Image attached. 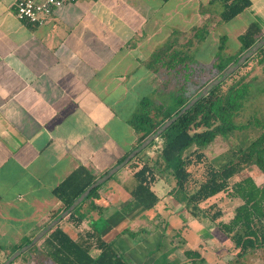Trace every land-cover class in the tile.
I'll list each match as a JSON object with an SVG mask.
<instances>
[{"label": "crops", "instance_id": "1", "mask_svg": "<svg viewBox=\"0 0 264 264\" xmlns=\"http://www.w3.org/2000/svg\"><path fill=\"white\" fill-rule=\"evenodd\" d=\"M16 1L0 0V237L15 231L19 243L32 239L64 211L53 190L73 171L83 167L97 179L131 151L137 135L130 117L142 98L154 99L155 90L167 94L150 68L159 66L151 61L152 54L169 45L186 51L191 48L187 41L194 39L190 35L200 31L206 17L224 21L219 0H78L34 25L15 16ZM252 6L264 8V0H250L249 7L226 22L246 16L237 40L252 21L264 33L260 18L245 15ZM221 37L212 33L199 38L202 43L196 39L193 50ZM258 82L254 88L264 87V76ZM260 101L259 112L264 111V97ZM247 131L231 134L236 142L220 147L213 161L225 162ZM136 163L133 172L141 160ZM125 174L107 180L59 227L81 240L94 224L105 223L102 233L118 231L110 235V244L131 264H156L166 255V264H185L182 252L188 248L198 250L204 264H236L243 255L249 257L242 264H264V246L240 252L209 219L199 221L165 197L170 176L160 178L165 184L158 195L162 201L152 210L138 211L128 193L134 183L127 184ZM246 175L258 186L264 183V175L254 167L234 180ZM208 202L223 221L242 203L224 194ZM77 215L83 217L79 224ZM148 224L153 225L149 233L128 234Z\"/></svg>", "mask_w": 264, "mask_h": 264}, {"label": "trees", "instance_id": "2", "mask_svg": "<svg viewBox=\"0 0 264 264\" xmlns=\"http://www.w3.org/2000/svg\"><path fill=\"white\" fill-rule=\"evenodd\" d=\"M219 1L222 4L220 20L224 22L231 20L250 6V0ZM263 35L261 25L257 21L250 22L246 30L238 37V52L228 59L223 57L213 67L216 77ZM223 46L222 42L219 47L223 48ZM185 52L173 49L172 45L164 46L151 57V61L157 60L159 66L150 68L154 72L158 69L166 70L165 72L172 69V74L175 75H178L182 69L181 71L186 74L184 78L187 83L190 78L187 70L190 69L180 67L185 63L186 56L183 55ZM253 58L257 59L259 64L264 63V45L233 74L182 114L159 135L157 140L151 142L147 147L155 142L158 143L152 155L144 152L146 147L126 164L129 167H136L138 165L136 161L141 160V164L133 172L135 183L128 190L129 195L134 198L138 211L152 210L160 200L162 201V198L153 191L152 186L162 178L163 172H167L173 179V185L165 197L181 205L188 215L197 220L209 219L220 232L238 246L240 252L264 246V183L260 186L256 185L250 175L234 180L235 176L251 167L264 175V118L254 114L246 121H235V117L240 115L239 110L244 104L246 105L250 85L244 77L230 84L226 83ZM176 65L179 67H175ZM189 72L191 73V70ZM257 90L259 95H264V87H258ZM194 95L188 94L184 84L176 87L172 108H166L162 103L154 102L149 97L142 98L138 111L129 119L137 135L131 150L186 105ZM252 127L259 130L258 134L251 140L243 139L242 145L228 153V159L223 163H215L203 150L206 145L215 140L217 135L230 136L236 130ZM95 179L96 177L90 171L78 167L57 185L53 192L63 203V210ZM104 183L93 188L70 212L68 218L74 217L88 199L96 196L99 187ZM218 194L242 201L234 209L233 216L228 221L219 220L220 211H214L213 203L208 202ZM155 216L159 215L155 214ZM76 219V224H79L83 217L77 215ZM162 226H165L164 221ZM93 227L94 230L88 232L85 238L76 240L70 233L60 228L58 223L39 240V243L36 242L15 259L22 257L28 259L31 256L28 260L33 258L34 264H131L110 244V235L117 236L118 231L108 233L109 235L103 234L105 223L100 226L94 224ZM139 232L149 233L148 230L139 228L128 231V234L134 237ZM30 240L25 239L22 244L15 247L13 252ZM34 249L35 255L32 252ZM11 254L6 255L5 259ZM182 255L185 263H205L203 255L196 249H185ZM15 259L12 263L16 261Z\"/></svg>", "mask_w": 264, "mask_h": 264}, {"label": "rangeland", "instance_id": "3", "mask_svg": "<svg viewBox=\"0 0 264 264\" xmlns=\"http://www.w3.org/2000/svg\"><path fill=\"white\" fill-rule=\"evenodd\" d=\"M205 11L207 9L205 8ZM245 15L251 16V18H260L261 24H264V8H257V7H250L245 11ZM241 19L234 20L231 23H226V22H221L220 24L218 23V18H211L206 17L204 23L200 26V31L197 33L191 34L190 38L193 37L194 39L187 41V46L191 47L186 49V52L183 54L186 56L185 58V63H183L180 67H189L188 69L191 70V73L189 72L190 70H187L188 73L190 74V78L188 79V82L186 83V80L184 76L183 71H179L178 75H175L174 73L172 74V69L166 70L163 69H158V71H155L157 75L156 82L158 83V86H162L167 91V94H160L158 90H155V93L152 95L153 96V101L154 102H160L159 104L162 103V105L166 108H172L173 106V97H174V90L178 86H182L184 84L186 90L188 91V94H196L199 89L203 88L207 83H209L211 80H213L216 77L215 70L213 67H215V64L219 61L222 60L223 57L225 56H233L235 55L237 51V46H238V40H237V33L241 30L242 23L247 20L246 16L242 14ZM207 22V23H205ZM212 33H216L217 37H221L223 34L225 37H221L220 41L217 43L211 42H206L203 46L202 44L199 45L197 50L194 49V42H196V39H198L199 43L202 41L199 40V38L202 37H208ZM225 38V40H224ZM223 41H222V40ZM189 42V43H188ZM223 42L224 46L223 48L218 47V44L220 45ZM191 49V50H190ZM220 49V50H219ZM182 55V56H183ZM157 61V60H156ZM155 61V62H156ZM158 64V62H157ZM159 65V64H158ZM175 67H179L176 65ZM264 76V63L263 64H258L257 59L253 58L248 63L243 66L234 76L232 79L228 80L226 84H230L232 81L239 79L240 77H244L245 81L249 82V97L247 98L246 105L239 110L240 115L236 118L235 121H246L247 119L250 118V116H253L254 114H257L260 118H264V111L261 109V112H258L257 109H260V105L262 103V98L264 95L258 93L257 88H254L256 86V82L262 79ZM258 82V83H259ZM226 87V85H224ZM159 89V88H158ZM256 98V99H255ZM152 99V98H151ZM249 131L245 132V138L248 140H251L254 138L259 130L257 128H248ZM244 138V140H245ZM236 142L235 139H231L229 136H224V135H217L215 140L212 141L210 144L206 145L203 150L205 151L206 155L208 156L209 159H212L217 155L218 150L221 148L227 147L230 143ZM243 142V141H241ZM240 143V142H239ZM158 143L155 142L150 147H147L144 152H147L149 155H152L153 149L155 145ZM134 167H129V166H124L121 170V174L119 172L115 173L113 175V178L117 177L118 175H121L120 177L126 176L125 173H129V176L127 177V184L135 183V179L132 177V172H133ZM170 176L169 173L165 172L162 177H168ZM125 180V178H124ZM166 186L164 184L163 179H159L158 182H156L153 187L154 191L156 192L157 195L160 194L162 188L165 186L166 188L169 186L173 185V179L170 176V178H166ZM169 185H168V184ZM171 184V185H170ZM165 210V209H164ZM167 210V209H166ZM164 213L167 215L164 211ZM163 214V215H165ZM165 215V216H166ZM135 224V223H134ZM10 226V225H9ZM23 226H25L23 224ZM153 225L150 224L146 225V230L151 229ZM16 227V226H15ZM12 230L14 226L10 227ZM14 231V230H13ZM17 235V233L12 232V231H7L4 233L3 237H0V260L3 262L6 260L5 256L8 254L13 253V250L17 246V244H22L24 239H21L19 243H16L14 240V236ZM0 236L1 233H0ZM20 237V236H19ZM175 237V236H173ZM83 238V235H82ZM39 243V241H38ZM32 252H35L36 250L34 249ZM33 254V253H32ZM244 256V257H243ZM240 256L239 261L236 264H242V261L244 259H248V255H243ZM31 258V256L29 257ZM28 258V259H29ZM25 258H19L12 264H34L33 258L30 261ZM166 262H169V257L163 256L156 262V264H166ZM169 264V263H167ZM188 264V263H185ZM191 264V263H189Z\"/></svg>", "mask_w": 264, "mask_h": 264}, {"label": "water", "instance_id": "4", "mask_svg": "<svg viewBox=\"0 0 264 264\" xmlns=\"http://www.w3.org/2000/svg\"><path fill=\"white\" fill-rule=\"evenodd\" d=\"M264 45V35L261 36L249 49H247L239 58L231 63L222 73L207 83L202 89H200L180 110H178L173 116L167 119L162 125H160L153 133L145 138L139 145L131 150L121 161L116 165L109 168L100 177L95 179L64 211L57 215L52 221H50L42 230H40L33 238L14 251L4 262L1 264H10L23 252L27 251L31 246L38 242L44 235H46L56 224H58L64 217L68 216L70 212L79 205L88 193L95 187L101 185L105 181L109 180L115 173H117L123 166H125L136 154L144 150L151 142L158 139L159 135L166 130L173 122H175L182 114L190 109L198 100L206 96L210 90L223 82L227 77L233 74L241 65H243L251 56H253Z\"/></svg>", "mask_w": 264, "mask_h": 264}, {"label": "built area", "instance_id": "5", "mask_svg": "<svg viewBox=\"0 0 264 264\" xmlns=\"http://www.w3.org/2000/svg\"><path fill=\"white\" fill-rule=\"evenodd\" d=\"M78 0H17L14 6L15 16L34 25H42L48 21L53 11L63 5Z\"/></svg>", "mask_w": 264, "mask_h": 264}]
</instances>
